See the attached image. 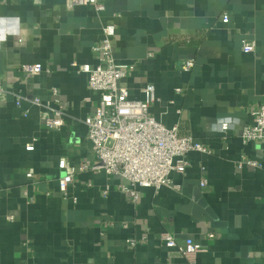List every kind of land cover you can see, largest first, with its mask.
I'll use <instances>...</instances> for the list:
<instances>
[{"label": "crops", "instance_id": "1", "mask_svg": "<svg viewBox=\"0 0 264 264\" xmlns=\"http://www.w3.org/2000/svg\"><path fill=\"white\" fill-rule=\"evenodd\" d=\"M67 1L0 0V85L24 97L20 107L14 95L0 102V264H264V143L241 139L264 104V0H100L101 13ZM108 23L130 98L145 100L154 85L150 115L211 150L190 153L185 173L141 189L136 204L119 188L127 182L104 171L78 173L67 197L58 185L60 159L97 162L83 121L99 94L74 63L98 65ZM244 40L256 42L254 55L243 54ZM187 60L195 65L184 72ZM25 65L44 73L27 78ZM36 99L62 105L60 132L46 129ZM224 118L236 120L227 134ZM242 157L262 168H239ZM164 233L206 250L189 263Z\"/></svg>", "mask_w": 264, "mask_h": 264}, {"label": "built area", "instance_id": "2", "mask_svg": "<svg viewBox=\"0 0 264 264\" xmlns=\"http://www.w3.org/2000/svg\"><path fill=\"white\" fill-rule=\"evenodd\" d=\"M77 6H92L99 13L105 9L104 3L100 0L67 1L69 9ZM221 21L229 24L230 18L227 14H223ZM102 33V43L94 48V53L99 56L98 65L74 63L78 72L86 75L89 89L99 94L95 111L83 121L88 128V138L97 162L93 166L87 162L76 168L66 158L60 159L58 166L62 176L58 179V185L61 193L67 197L68 190L74 184L78 173L89 169L104 171L109 176L119 177L127 182L119 188L123 193L129 194L136 204L140 200L141 189L159 190L172 185L173 173H185L191 167L187 158L190 153L211 154V150L198 143L192 136L180 135L178 126L168 128L150 115V107L159 101L154 85L149 84L144 89L145 100L130 98L129 89L124 83L127 71L117 63L114 55L115 25L105 24ZM242 52L246 56L254 55L257 52L256 42L244 40ZM194 65V60H187L182 64L181 70L189 72ZM22 71L25 77L32 79L44 73L39 65H25ZM10 95L14 94L0 85V102ZM53 95L57 97L56 89L53 90ZM14 97L16 106L20 107L24 97L16 95ZM57 102L60 103L59 100ZM32 103L41 108L42 120L48 131L60 132L63 129L65 112L62 105L55 108L52 103L43 104L38 99ZM254 116V124L245 127L241 133L245 145L264 143V104ZM235 122L236 120L232 118L220 120L219 132L227 134L232 130ZM33 149V146H27V150ZM245 166L262 168L258 162L242 157L238 161V167L242 169ZM200 167L204 170L203 166ZM28 176L32 177V174ZM207 185L206 180L201 181L202 188H206ZM175 188L180 189L178 186ZM109 189L107 187L103 192L105 198L109 196ZM214 237L213 234L209 235L210 239ZM161 240L167 248L179 252L189 263L194 261L197 254L206 250L202 244L191 238L186 239L183 244H178L173 235L164 233ZM128 244L134 247L135 241L129 240Z\"/></svg>", "mask_w": 264, "mask_h": 264}, {"label": "water", "instance_id": "3", "mask_svg": "<svg viewBox=\"0 0 264 264\" xmlns=\"http://www.w3.org/2000/svg\"><path fill=\"white\" fill-rule=\"evenodd\" d=\"M204 206H205V204H204Z\"/></svg>", "mask_w": 264, "mask_h": 264}]
</instances>
